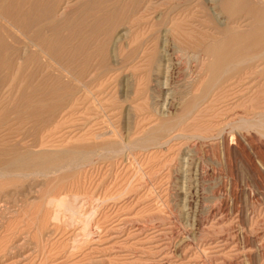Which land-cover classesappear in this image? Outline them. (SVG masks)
I'll use <instances>...</instances> for the list:
<instances>
[{
    "label": "rangeland",
    "instance_id": "374dc122",
    "mask_svg": "<svg viewBox=\"0 0 264 264\" xmlns=\"http://www.w3.org/2000/svg\"><path fill=\"white\" fill-rule=\"evenodd\" d=\"M34 1L0 0V167L41 161L0 264H264V0Z\"/></svg>",
    "mask_w": 264,
    "mask_h": 264
},
{
    "label": "bare ground",
    "instance_id": "6f19581e",
    "mask_svg": "<svg viewBox=\"0 0 264 264\" xmlns=\"http://www.w3.org/2000/svg\"><path fill=\"white\" fill-rule=\"evenodd\" d=\"M33 1H34V0H33ZM44 1H45V0H44ZM148 1H149V0H148ZM201 1H202V0H201ZM210 1L214 3V7H213L214 9H213L212 7H208V9H209V10H208V12H209L208 15L210 16L211 21H213V22H215V23H217L218 25L221 26V25L223 24V21L219 19V14H218L217 12H215V8H216V6H217V7L219 6L218 0H210ZM34 2H35V1H34ZM45 2H46V1H45ZM49 2H50V1H49ZM202 2H203V1H202ZM204 2H205V1H204ZM206 2L209 3L208 1H206ZM206 2H205V4H206V6H208V4H207ZM25 4H26V3H25ZM34 4H35V3H34ZM45 4H46V3H45ZM29 5H30V4H29ZM43 5H44V4H43ZM46 5H48V3H47ZM209 5H210V3H209ZM10 6H11V5H10ZM32 6H33V4H32ZM34 6H37V5H34ZM49 6H50V4H49ZM84 6H85V5H84ZM45 7H46V6L44 5V8H45ZM47 7H48V6H47ZM52 7H54V6H52ZM30 8H33V7H30ZM34 8H35V7H34ZM44 8H43V9H44ZM48 8H50V7H48ZM45 10H47V9L45 8ZM48 11H52V10L50 9V10H48ZM205 11H206V10H205ZM39 12H41V11H39ZM45 12H46V11H45ZM208 12H206V13H208ZM51 13H52V12H51ZM40 14H41V13H40ZM45 14H46V13H45ZM162 14H163V13H162ZM243 14H244V13H243ZM32 15H33V14H32ZM114 18H115V17H114ZM157 18H158V17H157ZM184 18H185V17H184ZM46 19H47V18H46ZM97 19H98V18H97ZM160 19H161V18H160ZM179 19H180V18H178V20H177L179 23H178V22H175L176 20H175V21L172 20V21L179 25L180 22H181V20L179 21ZM185 19H186V18H185ZM189 19H191V18H189ZM32 20H33V19H32ZM35 20H36V19H35ZM98 21H99V19H98ZM98 21H97V23H99ZM109 21H110V20H109ZM172 21H171V23H172ZM160 22H161V21H160ZM26 23H27V22H26ZM32 23H33V22H32ZM32 23H31V24H32ZM87 23H88V22H87ZM110 23H111V22H110ZM112 23H113V22H112ZM183 23H185V22H183ZM186 23H187V22H186ZM188 23H189V22H188ZM190 23H191V22H190ZM27 24H28V23H27ZM176 24H175V27H176ZM109 25H110V24H109ZM114 25H115V24H114ZM163 25H164V24H163ZM173 25H174V23H173ZM173 25H172V26H173ZM178 25H177L176 28H179V27H180V25H179V26H178ZM193 25H194V24H193ZM201 25H202V24H201ZM50 27H51V26H50ZM169 27H170V26H169ZM175 27H174V28H175ZM183 27H185V26H183ZM187 27H188V26H187ZM4 28H5V27H4ZM102 29H103V28H102ZM169 29L171 30V28H169ZM172 29H173V27H172ZM202 29H203V28H202ZM79 30H80V29H79ZM164 30H165V29H164ZM164 30H163V31H164ZM178 30H179V32H180V28H179ZM192 30H193V29H192ZM166 31H167V30H166ZM166 31H165V34H166ZM172 31H173V30H172ZM175 31H177V29H174V33H175ZM197 31H198V30H197ZM16 32H17V31H16ZM101 32H102V31H101ZM161 32H162V31H161ZM183 32H185V31H183ZM183 32H182V33H183ZM106 33H107V32H106ZM162 33H163V32H162ZM177 33H178V31H177ZM254 33H257V32H254ZM5 34H6V33H5ZM155 34H156V33H155ZM165 34H164V35H165ZM170 34H171V33H170ZM183 34L185 35V33H183ZM194 34H195V33H194ZM252 34H253V33H252ZM92 35H93V34H92ZM158 35H159V34H158ZM168 35H169V33L166 35L167 38H168ZM179 35H180V34H179ZM198 35H199V33H198ZM198 35H197V36H198ZM253 35H255V34H253ZM177 36H178V34H177ZM185 36H186V35H185ZM225 36H226V35H225ZM99 37H100V36H99ZM182 37H183V36H182ZM192 37H193V36H192ZM204 37H205V36H204ZM170 38H171V37H170ZM188 38H191V37L189 36ZM194 38H195V37H194ZM245 38H247V37H245ZM250 38H251V37H250ZM250 38H248V39H250ZM259 38H260V37H259ZM31 39H32V38H31ZM102 39H103V38H102ZM104 39H105V38H104ZM175 39H176V38H175ZM179 39H180V38H179ZM235 39H236V38H235ZM248 39H247V40H248ZM260 39H261V38H260ZM96 40H97V39H96ZM180 40H181V39H180ZM245 40H246V39H245ZM12 41H13V40H12ZM32 41H33V40H32ZM92 41H93V40H92ZM101 41H102V40H101ZM149 41H150V40H149ZM153 41H154V40H153ZM182 41H183V39H182ZM188 41H189V40H188ZM263 41H264V40H263ZM1 42H2V41H1ZM53 43H54V42H53ZM180 43H181V42H180ZM259 43H261V42H259ZM30 44H31V42H30ZM30 44H27V45H30ZM181 44H182V43H181ZM190 44H191V43H190ZM192 44H193V43H192ZM255 44H256V43H255ZM257 44H258V40H257ZM263 44H264V43H263ZM41 45H42V44H41ZM77 45H78V44H77ZM81 45H82V44H81ZM251 45H253V44H251ZM74 46H75V45H74ZM91 46H92V45H91ZM248 46H249V45H247V48H246V45H245L244 48L249 49ZM257 46H258V45H257ZM260 46H261V45H259V47H260ZM241 47H242V46H241ZM250 47H252V46H250ZM253 47H254V46H253ZM259 47H258V48H259ZM4 48H5V47H4ZM90 48H91V47H90ZM199 48H200V47H198L197 49L199 50ZM202 48H203V47H202ZM238 48L240 49V47H238ZM238 48H237V49H238ZM261 48H263V46H262ZM73 49H74V48H73ZM80 49H81V48H80ZM177 49H179V48H177ZM181 49H183V48L181 47ZM181 49H179V50L181 51ZM218 49H219V48H217V46L214 45L213 49H211L210 47L207 46V49H206V50H207V53H208V55H209L210 57H212V58H214V59L217 60V57H218V54H217V53H218ZM35 50H36V49H35ZM38 50H39V49H38ZM78 50H79V49H78ZM78 50H77V51H78ZM257 50H258V49H257ZM261 50H262V49H261ZM79 51H80V50H79ZM129 51H131V49H130ZM129 51H128V52H129ZM30 52H31V50H30ZM45 52H46V51H45ZM192 52H193V51H192ZM195 52H196V51H195ZM252 52H253V51H252ZM256 52H257V51H256ZM262 52H263V51H262ZM2 53H3V52H2ZM39 53H41V52H39ZM182 53H183V52H182ZM193 53H194V52H193ZM197 53H198V51H197ZM197 53H194L193 55H195V57H197V55L199 54V53H198V54H197ZM200 53H201V51H200ZM210 53H211V54H210ZM20 54H21V53H20ZM45 54H46V53H44V55H45ZM93 54H94V53H93ZM191 54H192V53H191ZM250 54H254V53H250ZM263 54H264V53H262L261 55H263ZM193 55H192V56H193ZM254 55H255V54H254ZM261 55H260V56H261ZM48 56H49V55H48ZM160 56H161V55H160ZM251 56H252V57H251ZM256 56H257V55H255V56H253V55H247V57H249V58H251V59H249V58H248V59L244 58V59H246V61H247V60H251V61H252V60H254V59L256 58ZM53 57H54V56H53ZM157 57H158V56H157ZM193 57H194V56H193ZM199 57H200V55H199ZM210 57H209V58H210ZM254 57H255V58H254ZM258 57H259V55H258ZM235 58H236V57H235ZM253 58H254V59H253ZM197 59H198V58H197ZM244 59H243V60H244ZM105 60H106V59H105ZM216 60H214V62H216ZM46 61H47V60H46ZM103 61H104V59H103ZM158 61H159V60H158ZM222 61H223V60H222ZM238 61H239V60H238ZM200 62H201V61H200ZM214 62H212V63L214 64ZM236 62H237V61H236ZM98 63H99V62H98ZM221 63H222V62H221ZM239 63L242 64L243 62L241 61V62H239ZM245 63H246V62H245ZM248 63H249V62H248ZM225 64H226V63H225ZM232 64H233V62H232ZM110 65H111V64H110ZM156 65H158V64H156ZM209 65H211V64H209ZM228 65H229V64H228ZM235 65H237V63L234 64L233 66H235ZM119 66H120V65H119ZM216 67H217V66H216ZM229 67H230V66H229ZM111 68H112V67H111ZM214 68H215V67H214ZM226 68H227V66H226ZM62 69H63V68H62ZM215 69H216V68H215ZM217 69H218V68H217ZM234 69H235V68H234ZM211 70H212V69H211ZM226 70H228V68H227ZM59 71H60V70H59ZM62 71H63V70H62ZM62 71H61V74H64L65 72L62 73ZM64 71H65V69H64ZM200 71H201V70H200ZM229 71H230V70H229ZM214 72H215V71H214ZM218 72H219V71H218ZM226 72H228V71H226ZM59 73H60V72H59ZM224 73H225V71H224ZM61 74H60V75H61ZM127 74H128V73H127ZM220 74H222V73H219V75H220ZM56 75H57V74H56ZM217 75H218V74H217ZM217 75H216V76H217ZM219 75H218V77H219ZM223 75H224V74H223ZM80 76H81V74H80ZM219 78H220V77H219ZM53 80H54V79H53ZM42 84H43V83H42ZM60 85H61V84H60ZM185 85H186V84H185ZM54 86H55V85H54ZM61 86H62V85H61ZM189 86H190V85H189ZM43 88H44V87H43ZM61 88H62V87H61ZM50 89H51V88H50ZM186 89H187V88H186ZM205 89H206V88H205ZM48 90H49V89H48ZM206 90H207V89H206ZM51 91H53V90H51ZM186 91H187V90H186ZM31 92H32V91H31ZM205 92H206V91H205ZM47 93H48V92H47ZM52 93H53V92H52ZM85 94H86V93H85ZM85 94H84V95H85ZM188 94H189V92H188ZM85 96H86V95H85ZM202 97H203V96H202ZM26 98H27V97H26ZM29 98H30V97H29ZM195 99H196V98H195ZM200 99H202V98L200 97ZM27 100H28V99H27ZM54 102H55V101H54ZM88 102H89V101H88ZM96 102H97V101H96ZM194 104H195V102H194ZM194 104H193V105H194ZM207 104H208V103H207ZM78 106H79V105H78ZM85 107H86V105H85ZM232 107H233V106H232ZM154 108H155V107H154ZM193 108H194V107H193ZM63 109H64V108H63ZM80 109H81V108H80ZM101 109H102V108H101ZM207 110H208V109H207ZM228 110H229V109H228ZM31 111H32V110H31ZM189 111H190V110H189ZM199 112H201V111H199ZM202 113H203V112H202ZM51 115H52V114H51ZM192 117H193V116H192ZM200 118H201V117H200ZM48 119H49V118H48ZM205 119H206V118H205ZM179 120H180V119H179ZM190 120H191V119H190ZM237 121H238V120H237ZM187 122H188V121H187ZM181 127H182V126H181ZM237 127H238V126H237ZM182 128H183V127H182ZM183 130H184V128H183ZM185 133H186V132H185ZM179 134H180V133H179ZM149 137H150V136H149ZM174 137H175V136H174ZM192 137H193V136H192ZM194 137H195V136H194ZM222 141H223V140H222ZM224 141H225V140H224ZM228 142H229V141H228ZM21 143H22V142H21ZM5 144H7V143H5ZM17 144H18V143H17ZM14 145H15V144H14ZM40 145H41V144H40ZM224 145H225V144H224ZM0 146H2V145H0ZM9 147H10V145H9ZM12 147H13V145H12ZM29 147H30V146H29ZM39 147H40V146H39ZM1 148H2V147H1ZM37 148H38V147H37ZM2 149H3V148H2ZM8 149H9V148H8ZM81 149H82V148H81ZM4 150H5V149H4ZM116 150H117V149H116ZM14 151H15V150H14ZM29 151H30V153H29ZM64 151H65V150H62V151L60 150V153H62V152L64 153ZM68 151H69V150H68ZM78 151H79V150H78ZM83 151H84V149H83ZM1 152H2V150H0V154H1ZM4 152H5V151H4ZM8 152H9V154H10V151H9V150H8ZM8 152H6L5 156L7 155ZM11 152H13V151H11ZM27 152H28V154H32V155H33V153H32L33 151H32V150H27ZM27 152H26V153H27ZM56 152H58V151H56ZM69 152L72 153L73 150H70ZM75 152H76V150H74V153H75ZM81 152H82V150H81ZM103 152H105V151H103ZM34 153H35V152H34ZM41 153H42V152H41ZM54 153H55V152H54ZM65 153H67V149H66ZM65 153H64V154H65ZM76 153H77V152H76ZM76 153H75V154H76ZM78 153H80V152H78ZM83 153H84V152H83ZM83 153H80V155L83 154ZM85 153H86V152H85ZM11 154H12V153H11ZM15 154H18V153L15 152ZM23 154H25V153H23ZM23 154H22V155H23ZM39 154H40V152H39ZM57 154H58V153H57ZM57 154H56V156H59V155H60V154H59V155H57ZM72 154H73V153H72ZM72 154H71L70 156H72ZM75 154L73 155V157L76 158V156H79L78 154L75 156ZM20 155H21V154H20ZM20 155H19V156H16L17 159H15V160H14V159L6 160V161H8V162H6L4 166L0 167V176H4V175L6 176V175H8V174H9V175H10V174H15V175L18 174V175H19L20 173H21V175H23V174H24V175H28V173L31 172V171H29V169H31V167L28 168V166H30V165H35V163H36V164H37V163L41 164V163H40L41 161H40V162H38V161L35 162V160H33V161H29V162H28V160H27L28 157H27L26 159L24 158L25 155L23 156L24 161H21V158H20V157H21L22 155H21V156H20ZM42 155H43V154H42ZM61 155H62V154H61ZM3 156H4V155H1L0 157H3ZM12 156L14 157V155H12ZM56 156L54 155V157H56ZM6 157H7V156H6ZM25 157H26V156H25ZM29 157H30V156H29ZM79 157H80V156H79ZM33 158H34V157H33ZM44 158H45V157H44ZM69 158H70V157H69ZM0 159H1V158H0ZM23 159H22V160H23ZM70 159H72V157H71ZM25 160H27V161L25 162ZM1 161H2V160H1ZM43 161H44V159H43ZM69 161H71V160H69ZM3 162H4V161H3ZM72 162H74V160H73ZM72 162H71V163H72ZM68 163H70V162H68ZM1 164H2V163H1ZM37 165H38V164H37ZM75 165H76V164H75ZM35 166H36V165H35ZM33 167H34V166H33ZM32 169H33V168H32ZM27 171H28V172H27ZM31 173H32V172H31ZM34 173H36V172H34ZM11 176H12V175H11ZM32 176H33V175H32ZM28 177H29V176H28ZM2 196H3V195H2ZM0 202H1V201H0ZM1 203H2V202H1Z\"/></svg>",
    "mask_w": 264,
    "mask_h": 264
}]
</instances>
